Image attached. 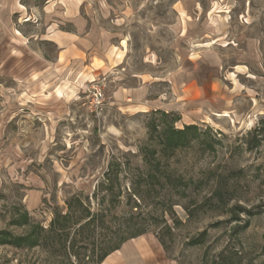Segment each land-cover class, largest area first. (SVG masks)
Returning a JSON list of instances; mask_svg holds the SVG:
<instances>
[{"label": "rangeland", "instance_id": "rangeland-1", "mask_svg": "<svg viewBox=\"0 0 264 264\" xmlns=\"http://www.w3.org/2000/svg\"><path fill=\"white\" fill-rule=\"evenodd\" d=\"M203 47L219 110L116 95L170 101ZM185 125L208 135L169 148ZM128 241L143 264H264V0H0V264H127Z\"/></svg>", "mask_w": 264, "mask_h": 264}, {"label": "crops", "instance_id": "crops-1", "mask_svg": "<svg viewBox=\"0 0 264 264\" xmlns=\"http://www.w3.org/2000/svg\"><path fill=\"white\" fill-rule=\"evenodd\" d=\"M24 5L23 3H21ZM81 24H77L79 30ZM187 49L185 61L178 68L177 74L172 77V99L150 98L149 89L143 84L136 87H127L118 90L116 95H122L127 100L147 102L154 108L165 111H186L189 115L205 111H217L223 106L220 95V85L217 81L220 71L219 55L209 47ZM227 101V100H226ZM121 255L127 264H143L140 250L135 241H128L121 246ZM140 254V255H139Z\"/></svg>", "mask_w": 264, "mask_h": 264}, {"label": "trees", "instance_id": "trees-1", "mask_svg": "<svg viewBox=\"0 0 264 264\" xmlns=\"http://www.w3.org/2000/svg\"><path fill=\"white\" fill-rule=\"evenodd\" d=\"M163 116L168 114L162 113ZM209 129L206 128L201 131L196 125H185L181 129L172 128L170 130H163L166 145L169 148H180L186 146L190 140L198 139L200 136L208 135ZM34 234L31 232V237ZM36 240H32L31 245H35Z\"/></svg>", "mask_w": 264, "mask_h": 264}, {"label": "built area", "instance_id": "built-area-1", "mask_svg": "<svg viewBox=\"0 0 264 264\" xmlns=\"http://www.w3.org/2000/svg\"><path fill=\"white\" fill-rule=\"evenodd\" d=\"M106 96L102 88L95 86L90 93L89 109L92 112H98L105 104Z\"/></svg>", "mask_w": 264, "mask_h": 264}]
</instances>
